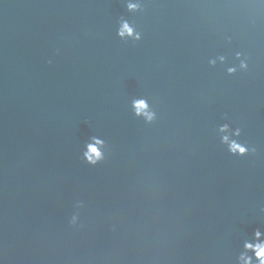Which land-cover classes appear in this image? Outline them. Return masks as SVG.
<instances>
[{
  "label": "water",
  "instance_id": "1",
  "mask_svg": "<svg viewBox=\"0 0 264 264\" xmlns=\"http://www.w3.org/2000/svg\"><path fill=\"white\" fill-rule=\"evenodd\" d=\"M261 245L264 0H0V264Z\"/></svg>",
  "mask_w": 264,
  "mask_h": 264
},
{
  "label": "clouds",
  "instance_id": "2",
  "mask_svg": "<svg viewBox=\"0 0 264 264\" xmlns=\"http://www.w3.org/2000/svg\"><path fill=\"white\" fill-rule=\"evenodd\" d=\"M130 31L131 30L127 27V25H125L123 30L119 34L121 35V37H123L126 32L130 33ZM143 107H144L143 104L138 105V108H143ZM235 148H236V146L233 145L234 150H235ZM239 151L241 154H243L245 150L243 148H240ZM257 235H259V234H257ZM246 247L251 249L252 245H246ZM256 256L260 260V264H264V245L257 246Z\"/></svg>",
  "mask_w": 264,
  "mask_h": 264
}]
</instances>
